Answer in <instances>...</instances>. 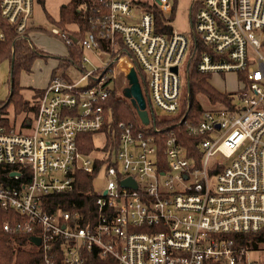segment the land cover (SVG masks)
Listing matches in <instances>:
<instances>
[{"label":"built area","instance_id":"2783aa9c","mask_svg":"<svg viewBox=\"0 0 264 264\" xmlns=\"http://www.w3.org/2000/svg\"><path fill=\"white\" fill-rule=\"evenodd\" d=\"M145 1L168 20L170 33L156 32ZM96 2V30L75 43L106 59L105 67L76 81L54 75L34 121L24 116L20 130L4 125L0 115L2 230L37 238L38 245L31 243L44 264H84L88 252L117 264H264V0H192L191 37L174 30L170 0ZM33 3L0 0V17L20 37ZM85 9L82 2L77 20ZM50 33L67 45L74 42L58 28ZM196 40L208 48L198 57L199 73L244 78H238V102L232 96L228 105L202 110L186 125L185 137L170 125H156L150 113L178 114L180 65L187 72ZM123 61L126 70L119 67ZM88 62L82 54L76 67ZM130 68L142 82L149 122L119 121L110 138L106 102L117 72ZM98 133L106 144L80 151L82 136ZM190 137L197 141L188 151L183 142ZM81 173L93 175L95 195L94 212L85 216L61 203ZM100 173L105 184L95 191L93 178ZM241 236H250L255 246L242 245Z\"/></svg>","mask_w":264,"mask_h":264},{"label":"trees","instance_id":"16d2710c","mask_svg":"<svg viewBox=\"0 0 264 264\" xmlns=\"http://www.w3.org/2000/svg\"><path fill=\"white\" fill-rule=\"evenodd\" d=\"M41 1L43 0H39V2ZM172 1L173 11L169 20L173 19L175 10L176 0ZM82 2H84L86 6L85 14L82 20H77L76 11ZM144 5L148 10H152L154 13L156 32L170 33L172 28L167 24L168 20L157 7L154 4H150L148 1H145ZM98 6L99 4L96 0H65V4L60 7L59 21L56 23V28L66 32L69 26H74L75 30L70 34L74 37L75 41H80L85 33L96 30V27L92 25V19L94 18V10ZM191 10L194 11L195 8L191 6ZM32 28V26H29L24 35L20 37L15 32L14 28L10 27L0 17V31L3 33V39L0 41V60L7 59L10 63L9 96L5 103L0 104V115L4 125L7 126L9 125V120L6 109L9 104L14 105L15 115H23L30 111L35 113L37 109V104H31L29 101L22 100L20 93L21 87L19 86V75L21 72H31L32 65L37 59H56V70L60 67L68 68L70 65L76 66L80 63V58L83 54V50L79 43H75V41L67 45L68 54L63 57H54L47 54L29 42L28 33ZM191 46L192 50L196 51V56L194 59L190 60L187 69V91L185 98H181L180 94V110L178 114L176 116H167L164 114H156L155 111L150 113L156 125L162 127L170 125L180 133V135H185V137L186 134L184 131H186V125L196 122L202 112L201 96L210 103L219 102L228 105L232 100V94L216 91L207 81L208 74L199 73L196 69L197 60L201 51H205L208 48L202 45L199 40L192 41ZM104 48L106 49L105 46ZM54 74L55 70L52 72L51 76H54ZM51 78L52 77H50V79ZM238 78L243 79L244 75L240 73L238 74ZM139 83L143 89L142 82L139 81ZM35 90L34 99L36 100L32 103H36L42 93V90ZM125 99L122 94L116 93L115 88L112 89L107 99L106 106L112 118L109 131L110 138L111 131L116 130V123L119 121L132 122L135 125H139L136 109L133 107L130 100L127 99L126 102ZM91 136L90 134L82 136L83 143L79 145V149L83 153H87L93 147ZM196 141V138L190 137L188 141H184L183 144L187 147L188 151H191L194 149ZM112 143L114 144V142ZM108 144L111 143L108 141ZM92 177V174H78L74 190L65 195L63 200H61L63 208L79 211L84 214V216L94 212L95 195L91 192ZM249 240H251L250 236H241L240 243L248 248L251 246L254 247L255 242ZM0 264H44V262L40 249L31 243L30 235L6 233L0 226ZM84 264L117 263L112 258H102L95 252H88L85 255Z\"/></svg>","mask_w":264,"mask_h":264},{"label":"rangeland","instance_id":"374dc122","mask_svg":"<svg viewBox=\"0 0 264 264\" xmlns=\"http://www.w3.org/2000/svg\"><path fill=\"white\" fill-rule=\"evenodd\" d=\"M173 3L172 0H170ZM65 4V0H34L33 13L29 26H32V30L28 33L29 42L42 51L50 54L54 57H63L68 54L67 43L59 40L56 36L50 33L52 28H56V23L59 21L60 7ZM192 0H176L175 10L173 13L172 26L174 30L185 33L191 37V10ZM78 18V16H76ZM80 20V19H79ZM40 29V30H39ZM75 30L74 26H69L66 33H72ZM261 54H264V47L259 49ZM83 55L88 59V63L84 64V69H79L74 65L68 66V68H57V60L37 59L33 65L31 72H21L19 75V86L21 87L20 93L22 100L29 101L31 104H38L34 102L35 89L43 90L46 88L52 72L55 70L54 75H69L72 81L78 80L81 75L86 71H91L96 68H103L107 60L101 61L93 54L83 51ZM253 51H249V57H253ZM120 68L126 70L128 65L123 62L120 64ZM186 64L183 62L180 65V75L182 79L181 98H185L187 91V74ZM104 71H101L99 75H103ZM126 73H122L120 70L114 77V87L116 93L122 94V89L127 86L125 78ZM9 80H10V63L7 59L0 60V104L5 103L9 96ZM208 83L220 93H229L234 96V101L238 102L237 92L242 88L241 82L238 80V74L234 72H227L223 74L215 73L208 74ZM89 80L82 85L88 84ZM123 95V94H122ZM125 99V97H123ZM202 110L216 109L219 106V102L210 103L204 97H200ZM127 102V99H125ZM9 125L17 130H20V123L25 116L31 123L34 121L35 113L26 112L25 114L15 115L14 105L9 104L6 109ZM156 114H161L160 111L155 110ZM25 132L27 129H23ZM92 142L95 146L105 145L106 136L103 133L94 134L91 136ZM106 177L104 173H100L93 178V186L95 191H100L105 184Z\"/></svg>","mask_w":264,"mask_h":264},{"label":"water","instance_id":"95a60500","mask_svg":"<svg viewBox=\"0 0 264 264\" xmlns=\"http://www.w3.org/2000/svg\"><path fill=\"white\" fill-rule=\"evenodd\" d=\"M75 41V39H73ZM176 72V68L172 69ZM127 86L123 89V97L130 100L133 107L136 109L137 116L141 123L148 124V110L146 109V100L142 93L141 85L139 83V79L137 73L134 68H130L127 74L125 75ZM126 182L124 181L123 184ZM31 241L35 244H39V240L37 238H31Z\"/></svg>","mask_w":264,"mask_h":264},{"label":"bare ground","instance_id":"6f19581e","mask_svg":"<svg viewBox=\"0 0 264 264\" xmlns=\"http://www.w3.org/2000/svg\"><path fill=\"white\" fill-rule=\"evenodd\" d=\"M123 62H124V61H123ZM123 62H122V63H123ZM119 67H120V65H119Z\"/></svg>","mask_w":264,"mask_h":264},{"label":"crops","instance_id":"0c3cea01","mask_svg":"<svg viewBox=\"0 0 264 264\" xmlns=\"http://www.w3.org/2000/svg\"><path fill=\"white\" fill-rule=\"evenodd\" d=\"M49 82V81H48Z\"/></svg>","mask_w":264,"mask_h":264}]
</instances>
